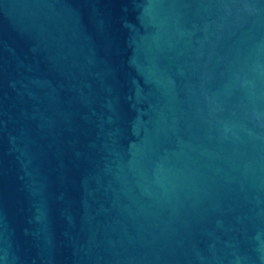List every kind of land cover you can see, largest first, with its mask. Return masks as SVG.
<instances>
[{
	"label": "water",
	"instance_id": "water-1",
	"mask_svg": "<svg viewBox=\"0 0 264 264\" xmlns=\"http://www.w3.org/2000/svg\"><path fill=\"white\" fill-rule=\"evenodd\" d=\"M0 264H264V0H0Z\"/></svg>",
	"mask_w": 264,
	"mask_h": 264
}]
</instances>
